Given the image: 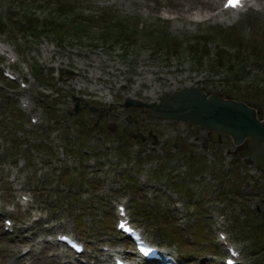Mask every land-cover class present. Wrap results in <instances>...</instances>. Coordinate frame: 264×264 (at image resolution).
<instances>
[{
    "label": "rangeland",
    "instance_id": "374dc122",
    "mask_svg": "<svg viewBox=\"0 0 264 264\" xmlns=\"http://www.w3.org/2000/svg\"><path fill=\"white\" fill-rule=\"evenodd\" d=\"M62 1L73 9L61 15L48 0H0V51L14 61L0 56V68L19 75L0 76V264H103V255L108 264L102 245L129 254L112 224L122 198L146 237L179 264H219L212 209L226 215L222 228L228 224L245 264H264V163L253 171L245 142L224 155L225 135L206 156L201 127L149 121L123 105L126 97L149 103L190 81L243 99L264 118V4L234 19L226 12L222 22L179 10L197 6L205 16L221 0ZM219 173H229L227 182ZM212 176L223 182L216 180L219 190L210 188ZM21 195L32 214L21 211ZM6 217L13 232L2 228ZM60 232L78 238L85 253L72 258L38 240Z\"/></svg>",
    "mask_w": 264,
    "mask_h": 264
},
{
    "label": "water",
    "instance_id": "95a60500",
    "mask_svg": "<svg viewBox=\"0 0 264 264\" xmlns=\"http://www.w3.org/2000/svg\"><path fill=\"white\" fill-rule=\"evenodd\" d=\"M134 105L150 111V120H175L200 125L209 136L213 132L230 136L234 144L250 137L249 145L255 148V160L264 153V120L257 119L256 110L243 102L224 99L214 94L205 95L197 88H183L172 94L163 93L159 103L143 104L127 100L125 106ZM90 112L97 109L88 104Z\"/></svg>",
    "mask_w": 264,
    "mask_h": 264
},
{
    "label": "bare ground",
    "instance_id": "6f19581e",
    "mask_svg": "<svg viewBox=\"0 0 264 264\" xmlns=\"http://www.w3.org/2000/svg\"><path fill=\"white\" fill-rule=\"evenodd\" d=\"M210 3V1H208V4ZM214 3L215 4H213V5H210V9H215L216 8V4L218 3L217 1H214ZM207 9V8H206ZM179 10L180 11H182V12H184V13H187V12H193V11H195L196 12V14H198V15H200V16H202L203 15V11L204 10H202V8H198L197 6H192V5H190V6H188V7H181V8H179ZM219 13H222V12H219ZM232 13V12H231ZM192 14V13H191ZM233 15H232V18H235L236 16H237V14H238V12H235V13H232ZM212 15H215V13H213ZM220 16H222V15H220ZM191 17V16H190ZM102 64H103V62L102 61H100L99 62V66H100V68L102 67ZM96 80H98V77H96ZM174 84H176V83H174ZM186 85H191V83L190 82H188V83H186ZM60 257H62V256H60V255H57L56 256V258L57 259H59ZM63 264H71V263H63Z\"/></svg>",
    "mask_w": 264,
    "mask_h": 264
},
{
    "label": "trees",
    "instance_id": "16d2710c",
    "mask_svg": "<svg viewBox=\"0 0 264 264\" xmlns=\"http://www.w3.org/2000/svg\"><path fill=\"white\" fill-rule=\"evenodd\" d=\"M50 1H52L54 4H56V6H57L56 9L59 11V13L61 15L64 14L67 10L71 11L73 9L71 6H67L65 3H62L63 2L62 0H48V2H50ZM29 24H31L30 21H29ZM116 25L118 26L119 30L121 31V34L125 35V29L126 28H124L119 23H117ZM75 28H78V27H75ZM78 32H82V28L81 27L78 28ZM111 33L113 35L117 36V33L114 32V30H111ZM121 44H124V42H122ZM128 45H130V44H128Z\"/></svg>",
    "mask_w": 264,
    "mask_h": 264
},
{
    "label": "flooded vegetation",
    "instance_id": "af4514ba",
    "mask_svg": "<svg viewBox=\"0 0 264 264\" xmlns=\"http://www.w3.org/2000/svg\"><path fill=\"white\" fill-rule=\"evenodd\" d=\"M248 146V145H247ZM262 163H264V157H262L261 159H260V163L259 164H262Z\"/></svg>",
    "mask_w": 264,
    "mask_h": 264
},
{
    "label": "snow or ice",
    "instance_id": "6c2138e0",
    "mask_svg": "<svg viewBox=\"0 0 264 264\" xmlns=\"http://www.w3.org/2000/svg\"><path fill=\"white\" fill-rule=\"evenodd\" d=\"M236 3H238V0H236ZM230 6H235V3L231 4Z\"/></svg>",
    "mask_w": 264,
    "mask_h": 264
}]
</instances>
